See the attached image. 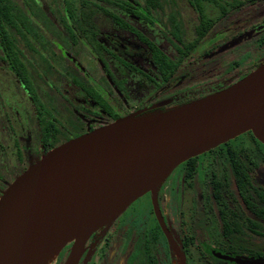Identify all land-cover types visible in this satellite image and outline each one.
<instances>
[{
    "label": "flooded vegetation",
    "instance_id": "1",
    "mask_svg": "<svg viewBox=\"0 0 264 264\" xmlns=\"http://www.w3.org/2000/svg\"><path fill=\"white\" fill-rule=\"evenodd\" d=\"M59 1L0 0V197L70 140L201 100L264 62V0ZM70 259L264 264V145L246 132L180 164L52 261Z\"/></svg>",
    "mask_w": 264,
    "mask_h": 264
},
{
    "label": "water",
    "instance_id": "2",
    "mask_svg": "<svg viewBox=\"0 0 264 264\" xmlns=\"http://www.w3.org/2000/svg\"><path fill=\"white\" fill-rule=\"evenodd\" d=\"M246 132L264 145V62L223 91L53 149L0 197V264H47L83 245L177 166Z\"/></svg>",
    "mask_w": 264,
    "mask_h": 264
},
{
    "label": "rangeland",
    "instance_id": "3",
    "mask_svg": "<svg viewBox=\"0 0 264 264\" xmlns=\"http://www.w3.org/2000/svg\"><path fill=\"white\" fill-rule=\"evenodd\" d=\"M40 1L45 2V3H47V4H50V5H52L53 7H57V6H58L57 3H61V1H59V0H40ZM243 139L245 140V143H248V142L250 143V141H248V140H249V139H248V136H246V135L243 136ZM176 168H177V167H176ZM174 170H175V169H174ZM174 170H173V171H174ZM173 171H172V172H173ZM172 172H171V173H172ZM171 173L168 175V177L171 175ZM136 204H137V203H136ZM86 240H87V239H86ZM85 242H86V241H85ZM85 242H84V243H85ZM83 245H84V244H83ZM53 259H54V258H53ZM53 259H52V260H53ZM52 260L49 261L47 264H53V261H52Z\"/></svg>",
    "mask_w": 264,
    "mask_h": 264
}]
</instances>
